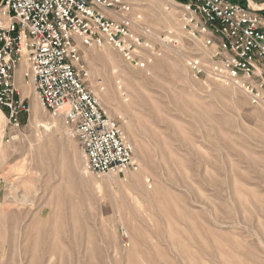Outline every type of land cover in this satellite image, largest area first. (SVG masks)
I'll return each instance as SVG.
<instances>
[{"label":"rangeland","instance_id":"obj_1","mask_svg":"<svg viewBox=\"0 0 264 264\" xmlns=\"http://www.w3.org/2000/svg\"><path fill=\"white\" fill-rule=\"evenodd\" d=\"M125 1L147 66L110 45L84 59L140 169L90 172L19 70L32 110L13 129L0 109V264H264V106L195 76L209 52L175 0Z\"/></svg>","mask_w":264,"mask_h":264},{"label":"built area","instance_id":"obj_2","mask_svg":"<svg viewBox=\"0 0 264 264\" xmlns=\"http://www.w3.org/2000/svg\"><path fill=\"white\" fill-rule=\"evenodd\" d=\"M175 1L185 28L209 52L188 59L195 76L242 88L264 106V0ZM130 10L125 0H0V109L8 124L20 129L31 115L17 84L21 69L42 106L69 126L96 174L140 169L133 144L89 83L84 59L85 47L110 45L128 62L147 66L149 43L132 29Z\"/></svg>","mask_w":264,"mask_h":264},{"label":"bare ground","instance_id":"obj_3","mask_svg":"<svg viewBox=\"0 0 264 264\" xmlns=\"http://www.w3.org/2000/svg\"><path fill=\"white\" fill-rule=\"evenodd\" d=\"M131 20V19H130ZM131 23H132V20H131ZM108 50H105L104 51V54H108ZM109 54H111V53H109ZM21 70V69H20ZM34 114L35 115H38L39 114V110H38V108L37 107H35V109H34ZM6 115V114H5ZM4 116V115H3ZM50 127H51V124H50ZM47 130H49V129H47ZM1 216V215H0Z\"/></svg>","mask_w":264,"mask_h":264}]
</instances>
